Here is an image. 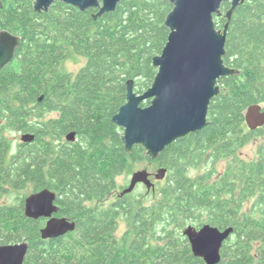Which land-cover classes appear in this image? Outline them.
<instances>
[{
    "label": "trees",
    "instance_id": "trees-1",
    "mask_svg": "<svg viewBox=\"0 0 264 264\" xmlns=\"http://www.w3.org/2000/svg\"><path fill=\"white\" fill-rule=\"evenodd\" d=\"M0 3V31L21 38L13 62L0 70V200L29 186L31 193L49 189L57 217L75 223L74 232L42 240L43 220L27 219L26 197L17 196L14 204H0V245L25 241L23 264H204L189 254L181 233L205 223L233 228L218 264H264V127L250 131L244 121L247 107L264 103V0H244L232 15L222 58L240 75L218 80L208 124L153 161L140 147L123 151L122 130L111 118L125 103L129 79L137 94L153 82L151 60L169 35V1L121 0L96 20L97 9L79 12L59 2L37 14L32 0ZM229 5L222 4V13ZM213 20L217 30L226 23ZM71 54L85 59L76 74L59 70ZM70 132L73 143L65 141ZM11 133L34 140L17 149ZM253 141H260L255 159H241L238 152ZM221 160L227 164L217 173ZM141 161L166 170L152 200L96 204L116 189L117 176ZM115 207L134 215L133 242L122 249L113 236Z\"/></svg>",
    "mask_w": 264,
    "mask_h": 264
},
{
    "label": "water",
    "instance_id": "water-1",
    "mask_svg": "<svg viewBox=\"0 0 264 264\" xmlns=\"http://www.w3.org/2000/svg\"><path fill=\"white\" fill-rule=\"evenodd\" d=\"M121 0H32L34 12L41 13L59 2L72 6L79 12L97 9L93 19L112 13ZM172 10L165 19L169 30L166 45L161 53L152 58V66L157 70L150 87L143 93L134 91V80L126 82L125 103L111 118V123L122 130L121 143L127 154L134 147H140L150 160L158 156L177 140L196 134L207 124L210 102L220 94L218 80L239 76L240 71L223 63L227 31L232 15L244 0H168ZM230 3L222 13L223 3ZM2 3H0V8ZM226 20L223 28L217 30L214 17ZM21 38L6 30L0 31V70L11 64ZM41 100V99H40ZM149 101L146 107L142 102ZM246 127L250 131L264 127V107L252 105L244 113ZM75 132L65 136V141L73 143ZM34 135L23 134L20 142L32 143ZM166 170L160 168L155 174L159 182L165 178ZM131 182L122 194H128L139 184L148 190L153 187L146 170L131 175ZM56 194L49 189L33 192L24 200V214L27 219L45 220L40 230L42 240L62 237L74 232L75 223L57 217L59 208ZM233 234V228L220 230L204 224L199 230L187 226L182 235L187 238L190 250L204 264H218L220 248ZM28 244L0 245V264H23Z\"/></svg>",
    "mask_w": 264,
    "mask_h": 264
},
{
    "label": "rangeland",
    "instance_id": "rangeland-1",
    "mask_svg": "<svg viewBox=\"0 0 264 264\" xmlns=\"http://www.w3.org/2000/svg\"><path fill=\"white\" fill-rule=\"evenodd\" d=\"M85 62V59L83 57L80 56H74V55H69L65 60H63L60 63L59 66V70L62 72H67V73H72V74H76L78 72V70L81 68V66H83ZM261 107H264V103L261 105ZM52 117V115H46V118H50ZM8 139L11 141V143H14L15 145L20 144V135L19 134H8L7 135ZM260 141H253L249 144H246L242 149H240V151L238 152V156L241 159L247 160V161H251L254 160L256 157V145H259ZM227 164L226 160H221L217 165V173L222 172V170L224 169L225 165ZM129 172H125L123 175L117 176L116 178V189H120L121 186H124L125 184L128 183L129 181V175L133 172L136 171H141V170H147V171H151L153 174L157 173V170L159 169V166L157 164H149L147 161H141L138 162L136 164H130L129 165ZM200 172V171H199ZM197 173V172H196ZM163 182L159 181L156 183V185L159 183L161 184ZM31 193V188L30 186L22 191H20L19 193L16 192H10L7 193L6 196H4L0 201L1 204H11L16 201V197L17 196H29ZM139 195L140 197L146 199L145 201L149 202L150 200H152L154 197L153 195L150 194H146L145 193V188H138L137 191L134 193V196ZM97 205H101L103 206L102 202L96 203ZM128 225H126V223L121 222V224L119 225V229L118 231L115 233V236L117 238H120L121 236L123 237L125 231L128 229L127 228Z\"/></svg>",
    "mask_w": 264,
    "mask_h": 264
},
{
    "label": "flooded vegetation",
    "instance_id": "flooded-vegetation-1",
    "mask_svg": "<svg viewBox=\"0 0 264 264\" xmlns=\"http://www.w3.org/2000/svg\"><path fill=\"white\" fill-rule=\"evenodd\" d=\"M6 31H8V30H6ZM9 32V31H8ZM17 36V35H16ZM22 135V134H21ZM21 135H20V137H21ZM20 142V141H19ZM19 145H24V146H28L29 144H24V143H22V142H20V144H18V145H16L15 147L17 148V149H19ZM149 164H154V163H152L151 161H149L148 162ZM159 169H160V167H159ZM158 169V170H159ZM157 170V171H158ZM147 171V170H146ZM148 172V175H149V180H150V183L151 184H153V187H150L151 189L150 190H148L146 187V185L145 184H143V183H139V184H137L134 188H133V191L131 192V193H128V194H122V192L125 190V188H127L128 186H129V184H130V182H131V178H132V176L131 175H133L132 173L129 175L130 177H129V181H128V183L127 184H125L124 186H121V188L120 189H114V191H112L107 197H105V198H103V200H102V203H103V207L104 208H107V207H109V206H111V205H114V204H117V203H121L123 206L126 204V201H129L130 199L132 200H138L139 198H142V197H140L139 195H137V196H134V193L137 191V189L138 188H142V189H144L145 188V193L146 194H154L155 193V186H156V183L158 182L156 179H155V174H153L151 171H147ZM134 173V172H133ZM124 174V173H123ZM123 174H121V175H123ZM157 174V173H156ZM120 177V176H119ZM164 180V179H163ZM143 199V198H142ZM0 204H1V201H0ZM56 204H57V202H56ZM55 204V205H56ZM120 204V205H121ZM57 207H58V205H56ZM123 209L124 208H114V210L116 211V213H118L117 214V219H116V229H115V231H114V233H113V236H114V241H116V243H117V246H118V248L119 249H122L123 247H129L131 244H132V242H133V240H132V238H130L129 237V231H130V229H129V227L127 226V230L125 231V233H124V235H123V237L121 236L120 238H117L116 236H115V233L118 231V227H119V225L121 224V222H124V223H126V225H129V219H133L134 218V215H130V216H122L121 214H122V211H123ZM43 223H44V225H45V223H46V219L45 220H43ZM205 223H203L201 226H193V225H189V226H193L194 228H196V230H199L203 225H204ZM44 227V226H43ZM187 227V226H186ZM181 235H182V233H181ZM182 238L183 239H181V240H183V241H186L187 240V238H184V236L182 235ZM147 241V240H146ZM149 242H151L152 243V240H150ZM161 243L162 242H165V241H160ZM187 244L189 245V242H188V240H187ZM191 248H190V245H189V250H190ZM190 255H192L193 256V254H192V251L190 250V253H189ZM194 257V256H193ZM194 258H196V257H194ZM200 259V258H199ZM202 260V259H201Z\"/></svg>",
    "mask_w": 264,
    "mask_h": 264
}]
</instances>
